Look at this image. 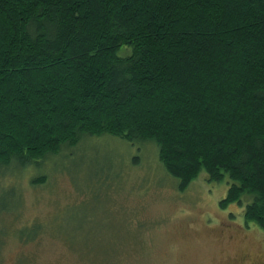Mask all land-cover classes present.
I'll return each mask as SVG.
<instances>
[{
  "label": "trees",
  "instance_id": "obj_1",
  "mask_svg": "<svg viewBox=\"0 0 264 264\" xmlns=\"http://www.w3.org/2000/svg\"><path fill=\"white\" fill-rule=\"evenodd\" d=\"M104 134L264 230V0H0V172Z\"/></svg>",
  "mask_w": 264,
  "mask_h": 264
},
{
  "label": "rangeland",
  "instance_id": "obj_2",
  "mask_svg": "<svg viewBox=\"0 0 264 264\" xmlns=\"http://www.w3.org/2000/svg\"><path fill=\"white\" fill-rule=\"evenodd\" d=\"M56 157L0 172V264H264L245 205L219 206L228 184L201 171L180 191L153 142L90 136Z\"/></svg>",
  "mask_w": 264,
  "mask_h": 264
}]
</instances>
